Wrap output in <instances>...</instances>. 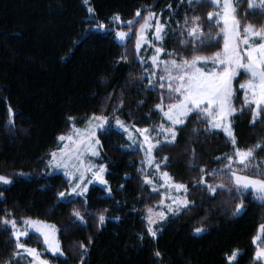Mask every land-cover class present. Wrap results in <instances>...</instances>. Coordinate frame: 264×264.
Listing matches in <instances>:
<instances>
[{"label":"trees","instance_id":"1","mask_svg":"<svg viewBox=\"0 0 264 264\" xmlns=\"http://www.w3.org/2000/svg\"><path fill=\"white\" fill-rule=\"evenodd\" d=\"M89 1L0 0V174L14 180L11 185L0 184V218L7 209L15 218L55 224L64 257L48 252L44 257L57 264H226L223 257L232 250L239 253L236 264H260L254 258L253 237L264 224V201L252 192L236 198L235 192L227 191L233 180L225 172L207 178L214 185H225L214 198L205 189L194 187L201 167L209 173L225 168L228 161L224 157L234 155L235 147L254 150L255 158L247 162V168L237 165L242 175L260 178L258 174L264 170V147L255 148L258 143L264 145V120L251 124V109L244 106L238 89L241 78L236 81L237 112L232 118L236 146L222 131L193 135V128L205 125L192 115L175 145L157 148L158 161L174 181L188 186L189 200L196 207L169 218L156 237L146 230V213L159 196L144 182L142 153L116 129L99 134L98 161L107 166L111 194L93 186L85 197H59L68 190L69 181L61 174L49 175L47 165L60 145L59 137L70 131L72 118L84 121L94 113L116 115L135 127L150 129L163 121L155 109L161 92L148 90V79H142L148 66L137 58L136 37L121 44L112 31H97L92 26L110 25L117 14L132 20L137 10L161 12L168 26L165 52L175 53L168 57L178 59L190 58L188 42L192 38L187 32L191 23L185 26L186 19L200 16L205 31L212 27L206 16L212 5L207 1L192 5L185 0ZM240 4L238 16L243 25L264 28V12L250 10L245 0ZM214 36L206 41L211 47L196 54L211 56L221 51L223 40L218 32ZM9 107L15 120L11 126ZM164 157H168L166 166ZM241 200L245 209L235 214ZM73 210L84 214L85 221L77 220ZM100 214L106 217L103 225L99 224ZM198 226L206 230L197 234L194 229ZM24 242L45 251L35 234ZM13 244L11 232L0 228V264H22L14 259L17 250ZM156 251L162 256L156 257Z\"/></svg>","mask_w":264,"mask_h":264},{"label":"snow or ice","instance_id":"2","mask_svg":"<svg viewBox=\"0 0 264 264\" xmlns=\"http://www.w3.org/2000/svg\"><path fill=\"white\" fill-rule=\"evenodd\" d=\"M87 2V0H85ZM189 4L195 2L197 4H203L205 0H188ZM209 4L214 7H220L222 10L217 12H208L207 19L211 23L215 20L216 25L220 27V31L223 33V49L222 51H216L211 56L198 55L196 53L204 51L206 48L211 47L210 44L206 43L207 40H211L212 33L209 32L205 35L204 29L201 25V17L193 16L191 20H185V26L190 23L194 26L187 32V36L191 37L192 40L188 43L191 45L189 48L190 58L183 59H167L162 60V55L174 56L173 52H165L163 47H155L154 54L149 57L151 61V67L159 69L162 73L159 75L157 83L161 89V101L155 105V109L163 113L166 118L167 125L161 122L157 127L153 128H136L135 131L143 136V140L147 143V154L148 164L154 163V158L151 153L153 149L158 146L175 145L178 140L179 131L182 127L187 126V122L192 115L201 118V123L205 125L204 128H193L192 134L199 136V133L203 131L205 135L211 134L213 130H222L223 133L230 139L233 146L237 145V139L234 133V127L231 123V118L236 114L237 109L233 105L234 99V86L233 81L241 74V70L249 76L246 83L241 84V89H246L244 95V106L251 109V124L254 126L258 120H264V28L257 31L254 29L252 24H248L244 27V35L240 33V20L237 19L235 13L236 8L233 6L232 0H207ZM170 7V6H169ZM249 8L264 9V0H259L256 3L255 0H249ZM91 12L92 9L89 8ZM264 15V13H261ZM141 15L140 10H137L136 16ZM155 15L154 12H149L148 16L144 18V24L140 25L139 35L136 41L135 49L139 53L142 45L141 40L144 39L145 29L148 28L149 21ZM114 19L120 21V16L117 14ZM132 20L128 21V25L131 26ZM99 27L104 28L103 24ZM155 27V34L157 40H163V31L165 28L164 24L157 21ZM116 37L121 41H125L129 37V32L117 31ZM256 38L259 39L257 42ZM241 42L245 45L243 49L240 48ZM126 56V54H125ZM124 59V57H121ZM143 62V61H142ZM162 66V67H161ZM148 69H145L147 73ZM153 76L156 72L153 71ZM148 79V90L155 88V84L150 76L142 77V79ZM143 86V85H142ZM167 90V96L163 94V90ZM167 99L169 103L165 105L164 100ZM141 103H143L141 101ZM121 107L123 101H120ZM243 109H241V112ZM9 114L13 118L9 120V125H14V113L11 107H9ZM95 122V123H93ZM108 116H97L95 113L89 118L88 123L90 128L81 132L79 129L74 130V135L78 139L73 140V136L65 137L61 135L59 139L64 141L65 139L72 141L76 144V148L69 153H63L61 157H57L56 152L51 153L52 160L49 164H53L55 167H64L65 174L71 179L76 180L74 186L70 187V190L59 193L60 198H65L66 195L83 196L87 191V183H91V180L85 182V172L91 171L93 177L100 184L107 186L108 181L105 179L104 174L107 171V166L101 165H89L83 168V163L80 160V156L83 153H91L92 156H99L100 153L98 148L101 147L100 141L96 138V130L104 129V125L108 124ZM116 124L123 128L124 131L128 132V139L133 145L137 143L136 138L132 135V132L120 121L116 120ZM152 132L156 135L153 137ZM161 137L163 139H161ZM154 141V142H153ZM67 147V145L65 146ZM264 145L257 144L255 148L259 149ZM75 159L76 164L72 165L74 171H69V164L67 161ZM253 148L245 150L235 147L234 155L224 157L228 161V164L223 169H213L209 173L206 167H201V176L199 181L194 185L196 188H203L207 191L210 198H214L217 194L218 189L225 190L224 184L214 185L208 183V176H215L218 172H225L229 174V179L233 180V184L227 189L228 192L236 193V198H240L243 193L251 192L258 197L261 201H264V170L257 175H242L233 169L232 165L238 162L245 168L248 167L247 162L254 159ZM168 157H164L165 166ZM220 161V157L216 158ZM79 165V166H78ZM194 166V165H193ZM155 168L159 170L161 168L160 163L155 164ZM93 169H96L93 171ZM78 173V176H77ZM20 175H23L21 173ZM165 186L174 188L177 191L184 193V198L171 197L172 203L168 204V213H177L180 211H187L190 208L196 207L193 200L187 199L191 193L189 192L188 186L185 184H177L172 182V178L168 172L162 173ZM14 182L13 177L5 174H0V184L11 185ZM144 182L147 184H153V179L148 176L144 177ZM107 191L111 193V188L107 187ZM3 193L0 192V196ZM245 205L243 200L237 204L234 210L235 214H239L244 211ZM6 215L0 218V228L5 232H11V238L14 240L13 247L17 250L14 256L19 258L23 255H27L32 258L31 264H50L46 259L42 258L41 253L36 248L28 247L22 242V237L29 236V229H34L35 232L39 233L43 237V243L47 246V251H50L54 256L59 254L64 255L62 246L57 238V228L55 225L48 224L44 221L26 218L17 220L13 213L4 210ZM72 215L80 222L85 221V216L78 210H73ZM166 212L160 211L155 213V218L151 209L148 215V227L147 232L151 237H156L157 232L154 230V225L159 220L166 219ZM11 217V218H9ZM99 224L105 223L106 217L104 214L98 216ZM23 225L21 227L20 225ZM206 229L203 226L195 227L194 232L199 234L204 232ZM259 231L264 233V224L260 225ZM259 237H253V243L256 245V251L254 258L257 261L264 260V246H261ZM91 242V241H90ZM81 249L87 252L85 245L81 243ZM238 250H232L231 253L224 255L226 264H236ZM156 257H161L162 253L159 251L155 252ZM11 264V261L6 262Z\"/></svg>","mask_w":264,"mask_h":264},{"label":"rangeland","instance_id":"3","mask_svg":"<svg viewBox=\"0 0 264 264\" xmlns=\"http://www.w3.org/2000/svg\"><path fill=\"white\" fill-rule=\"evenodd\" d=\"M188 4V0H185ZM207 0H205L206 2ZM244 1V0H243ZM247 1L248 3V8H249V0H245V2ZM90 2L89 0H87V2L85 3H88ZM256 3H259V0H255ZM195 2L191 3L194 4ZM232 3H233V6L236 8V17L238 20H240V24H241V27H240V33H241V36L244 35V32H243V29L244 27H246L247 25H243L242 21H241V18L238 16V9H239V4L241 3L242 4V0H232ZM240 4V5H241ZM88 8H91L93 9L90 5H88ZM250 9V8H249ZM222 9L220 7H214L212 6L211 9L208 11V12H217V11H221ZM252 11H263L264 12V9H259V8H253V9H250ZM90 12V11H89ZM149 12H154L155 15L153 16V18L148 22L149 23V27L145 29V32H144V39L141 40V49L139 51V53H137V58L142 62L143 61V64L147 65L148 66V71H147V76H150L152 78V81L153 83L156 85L155 88H157L160 92H161V89L159 88V84L157 83L158 79H159V75H161L162 73L160 72L159 69H153L150 65H151V61L149 59V57H151L153 54H154V50H155V47H163L164 48V40L166 38V35H167V24L163 21V16H162V13L161 12H158V11H155V10H152V9H149V10H145V11H140L141 15L139 17H135L134 19H132L133 23L131 26L128 25V21L129 20H123L121 17L120 21H116L114 18H112L111 22H110V25H106V24H103V23H97V24H94L92 26V29L93 30H97V31H103V32H113L115 34V37H116V32L117 31H124V32H129V37L125 40V41H121L120 39H117V41L121 44H126L128 42V40L132 37V36H135L136 37V41H137V38H138V35H139V30H140V25L141 24H144L145 20L144 18L148 16V13ZM90 14L92 15L93 14V11L90 12ZM206 16H207V12H206ZM92 19V18H91ZM94 20V19H92ZM208 20V19H207ZM157 21H159L161 24H164L165 25V28H164V31L162 33L163 35V40H157L156 39V34H155V25L157 23ZM100 24H103L104 25V28H100L99 25ZM212 27L213 29H211L210 27V30H207L205 31V28L203 27L204 29V32H205V35H207L209 32L212 33V36L211 37H215V32L217 34L218 32V35L222 38L223 40V33L220 31V27H222V23H221V26L218 27L216 25V22L215 20L212 21ZM194 25L191 24L189 25V28H188V31L190 30L191 27H193ZM201 26V25H200ZM210 26V25H209ZM202 27V26H201ZM255 30L259 31L261 30L262 28H258V27H255L253 26ZM257 42H259V39L256 38ZM245 47V45L241 42L240 44V48L243 49ZM165 49V48H164ZM223 49V47H222ZM166 51V50H165ZM222 51V50H221ZM167 53V52H166ZM161 59L162 60H167V59H173L172 57H168V55H162L161 56ZM178 59V58H176ZM162 67V66H161ZM153 71L156 72V75L153 76L152 73ZM238 78H241L242 79V82L240 83L241 84H244L246 83V81L249 79V76L247 74H245L243 72V70H241V74L233 81V86H234V99H233V105H234V100H235V95H236V92H237V88H236V81ZM239 90L242 91L243 93V100H244V95H245V91L246 89H241L240 86L238 87ZM163 94L164 96L166 97L167 96V90H163ZM164 103L165 105H167V103H169V101L167 99L164 100ZM235 107V105H234ZM236 108V107H235ZM237 109V108H236ZM161 113V112H160ZM97 115V114H96ZM162 117H163V123H165L167 125V121H166V118L163 116V113H161ZM92 115H90L88 118H86L84 121H82V118L81 117H74L71 119V129L70 131L67 133V134H64L65 137H68V136H73V140H76L78 139V137L76 135H74V130L75 129H79L81 132H85V130H88L90 128L89 126V123H88V120L89 118L91 117ZM97 116H101V115H97ZM109 117V123L108 124H105L104 125V129H101V130H96V138L99 139V134L101 132H104L108 129H116L118 131H120L121 133H123L127 139H128V132L124 131L123 128L119 127L117 124H116V120L119 119L120 121H122V123L125 125V127L128 128V130L130 132H132V135L136 138L137 140V143L135 145L132 144V142L130 141L131 143V147L134 148V149H137L138 151H140L142 153V169H143V175L144 177L145 176H148L149 178L153 179L154 183L153 184H148V186L150 187V189L153 191V193H155L157 196H159V201L152 207L150 208L152 213H153V217L155 218V213H158L160 211H165L166 212V219L164 220H159L157 221V223L153 226L154 227V230H156L157 232V235L160 233L161 231V228L160 226L162 224H164L169 218L173 217V216H177L179 215L180 213H182V211L180 212H177V213H168L167 212V205L168 204H171L172 203V200H171V197H177V198H184V193L182 191H177L175 190L174 188H169L167 186H165L164 184V180L162 178V173L165 172L166 170L163 168V162H159L157 157H156V150L157 148L153 149L151 155L152 157L154 158V163L152 165H149L148 164V154L146 152L147 150V143L144 142L143 140V136H141L138 132L135 131L136 128H139V127H135L131 124H129L128 122L124 121L123 119H121L119 116H108ZM233 118V117H232ZM232 118H231V123H232ZM95 123V122H93ZM217 131H222V130H219L217 129ZM223 132V131H222ZM151 135L153 137H155L156 133L155 132H152ZM226 135V134H225ZM161 139H163L161 137ZM60 140V139H59ZM100 141V140H99ZM154 142V141H153ZM67 145V147H65ZM76 148V144H74L72 141H69L67 139H65L64 141H61L60 140V145L59 147L54 150L53 152H56L57 154V157H61L62 155V151L63 153H69L71 152L73 149ZM98 151L100 153V147L98 148ZM52 152V153H53ZM100 155L99 156H92L91 153H83L81 156H80V160L82 161L83 163V167H81V171H83V168L84 167H87L89 165H101L102 163H99L98 159H99ZM50 160H52V156L50 158ZM49 160V161H50ZM49 161H48V165H47V171H48V174L49 175H54V174H61L63 175L68 181H69V188L67 191L70 190V187L71 186H74L75 183L77 182L76 180H71L66 174H65V168L64 167H55L53 164H49ZM67 163L69 164V168L68 170L69 171H74V169L72 168V165L73 164H76L77 161L73 158L72 160H69L67 161ZM156 163H160L161 164V168L159 170H157L155 168V164ZM239 163L238 162H235L233 163L232 167L234 170H236L239 174L240 171L239 169L237 168V165ZM105 165V164H104ZM79 166V165H78ZM96 169H93V171H95ZM108 171V170H107ZM107 171L106 173L104 174V177L106 179V175H107ZM167 172V171H166ZM77 176H78V173H77ZM172 178V177H171ZM88 180H91L92 182L91 183H87V188H88V191L90 190L91 187L93 186H100L102 187L103 189L106 190V192L108 194H111L107 191V187H110L109 183L107 186L105 185H102L100 184L98 181H96L93 177V174L91 171L89 172H85V182H87ZM107 180V179H106ZM172 182L174 183H177V184H181V183H178L176 181H174V179L172 178ZM208 183H211V182H208ZM3 185V184H2ZM111 188V187H110ZM88 191L83 195V196H76V195H66L65 198H62L64 200H67V199H70V198H79V197H85L88 193ZM248 192H251V190H249ZM187 199H189V196H187ZM149 209V210H150ZM149 210L147 211L146 213V219H147V223H148V215H149ZM11 218V217H9ZM18 221L19 220H22V219H26V218H16ZM37 220H40V219H37ZM43 221V220H41ZM46 222V221H44ZM48 224H52V225H55L53 223H49V222H46ZM21 227H23V225L21 224L20 225ZM56 226V225H55ZM57 228V226H56ZM58 230V228H57ZM37 235L39 238H41L42 242H43V237L35 232L34 229H29V236L30 235ZM156 235V236H157ZM263 235L264 233H261L260 231L258 232L257 236L256 237H259V243L261 246H264L262 245L263 242H264V239H263ZM28 236V237H29ZM28 237H22L21 240L23 243H25V239H27ZM57 238L60 242V239H59V231H57ZM61 244V242H60ZM28 246V245H27ZM43 246L45 247V251L42 252L40 250H37L41 253L42 255V258L43 259H46L50 262V264H57V263H54L52 262L51 260H49L48 258L44 257V253L45 252H48L50 255L54 256L50 251H47V246L44 245L43 243ZM28 247H31V248H35V247H32V246H28ZM63 250V249H62ZM55 257H64L63 256H60L59 254H56ZM15 261H17L18 263H22V264H31L32 262V258L27 256V255H23L22 257H14ZM13 261H11V264H12ZM256 262L260 263V264H264V260L262 261H257ZM6 264V263H5Z\"/></svg>","mask_w":264,"mask_h":264}]
</instances>
